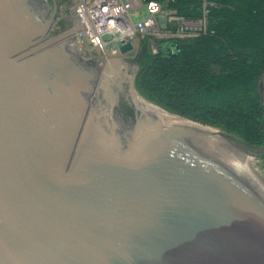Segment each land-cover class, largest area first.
I'll use <instances>...</instances> for the list:
<instances>
[{
	"label": "water",
	"instance_id": "1",
	"mask_svg": "<svg viewBox=\"0 0 264 264\" xmlns=\"http://www.w3.org/2000/svg\"><path fill=\"white\" fill-rule=\"evenodd\" d=\"M48 11L0 0V264H264V182L246 157L264 154L146 102L132 43L99 70L74 55L77 13L50 38Z\"/></svg>",
	"mask_w": 264,
	"mask_h": 264
},
{
	"label": "trees",
	"instance_id": "2",
	"mask_svg": "<svg viewBox=\"0 0 264 264\" xmlns=\"http://www.w3.org/2000/svg\"><path fill=\"white\" fill-rule=\"evenodd\" d=\"M175 14L201 18L203 0H157ZM209 35L179 42L175 56L143 42L137 86L165 109L219 127L257 151L264 141L259 83L264 74V0H209ZM161 47L163 43L157 41ZM219 66L220 73L213 67Z\"/></svg>",
	"mask_w": 264,
	"mask_h": 264
},
{
	"label": "built area",
	"instance_id": "3",
	"mask_svg": "<svg viewBox=\"0 0 264 264\" xmlns=\"http://www.w3.org/2000/svg\"><path fill=\"white\" fill-rule=\"evenodd\" d=\"M201 18H187L175 14L157 0H79L76 13L84 32L80 33L94 48L107 53V57L120 55L119 48L134 45L139 35L151 37L153 53H160L161 43L189 41L210 31L209 8L215 3L203 0ZM135 14L140 18L133 20Z\"/></svg>",
	"mask_w": 264,
	"mask_h": 264
},
{
	"label": "rangeland",
	"instance_id": "4",
	"mask_svg": "<svg viewBox=\"0 0 264 264\" xmlns=\"http://www.w3.org/2000/svg\"><path fill=\"white\" fill-rule=\"evenodd\" d=\"M79 0H47L49 11H48V17H51L55 11L56 5H57V14L55 16V23L53 25V29L50 32V38H55L65 32L70 31L71 29H74L77 27L78 20L76 18V8L78 5ZM140 18L138 14H135L133 17L134 21H137ZM156 43L157 41L154 40ZM143 42H146L149 46L150 52L153 53V44L151 42V37L147 35H139L134 40V47L135 49L127 55L128 59L135 58L140 50L142 49ZM158 45V43H157ZM69 48L72 50L74 55L84 59L88 63L91 62L92 66H94L97 70L101 69L105 63L104 57L107 55L104 51H99L98 49L94 48L89 42L85 40L84 37H82L79 34L75 35L72 39H69L68 43ZM137 89L143 99L155 106H159L163 109H165L163 106H161L159 103H157L155 100H152L148 98L147 96H144L141 91L139 90V87L137 86ZM167 110V109H166ZM169 111V110H168ZM174 113V112H173ZM193 120V119H191ZM195 121V120H193ZM197 122V121H195ZM202 124V123H201ZM205 125V124H204ZM219 128V127H217ZM221 129V128H219ZM223 130V129H221ZM226 132L225 130H223ZM227 133V132H226ZM228 134V133H227ZM230 136V134H228ZM232 138L238 140L243 145H247L244 140H241L240 138L236 136H231ZM258 153L264 154V151H258ZM248 166L250 169L261 179L264 181V156L260 158H252L249 159L248 156Z\"/></svg>",
	"mask_w": 264,
	"mask_h": 264
},
{
	"label": "flooded vegetation",
	"instance_id": "5",
	"mask_svg": "<svg viewBox=\"0 0 264 264\" xmlns=\"http://www.w3.org/2000/svg\"><path fill=\"white\" fill-rule=\"evenodd\" d=\"M138 56V55H137ZM137 56L133 59H129L132 64H138ZM140 66V65H139ZM118 117L122 118L126 122H130L133 119L134 111L132 107L126 102H122L120 106L116 109Z\"/></svg>",
	"mask_w": 264,
	"mask_h": 264
},
{
	"label": "crops",
	"instance_id": "6",
	"mask_svg": "<svg viewBox=\"0 0 264 264\" xmlns=\"http://www.w3.org/2000/svg\"><path fill=\"white\" fill-rule=\"evenodd\" d=\"M159 49L161 50L162 48L159 46ZM162 51H163V49H162ZM213 70H214L215 73H220L221 68L219 66H215V67H213ZM259 90H260V94H261V97H262V105H263V108H264V74L261 77V80H260V83H259ZM263 138H264V133H263ZM261 150L264 151V141H263V144L259 148H257V151H261Z\"/></svg>",
	"mask_w": 264,
	"mask_h": 264
},
{
	"label": "bare ground",
	"instance_id": "7",
	"mask_svg": "<svg viewBox=\"0 0 264 264\" xmlns=\"http://www.w3.org/2000/svg\"><path fill=\"white\" fill-rule=\"evenodd\" d=\"M77 16H78V14H77ZM79 17V16H78ZM106 57L107 56H105L104 57V59H105V61H106ZM147 102V101H146ZM149 103V102H148ZM149 104H151V103H149ZM151 105H153V104H151ZM154 107H156L155 105H153ZM156 108H158V107H156ZM159 109V108H158ZM179 119H181V120H184V121H186V122H189V123H191V124H193V121L191 120V119H187V118H179ZM247 156V155H246ZM249 157V156H248ZM248 159V158H247ZM249 159H252L251 157H249ZM263 181V180H262ZM264 182V181H263Z\"/></svg>",
	"mask_w": 264,
	"mask_h": 264
}]
</instances>
